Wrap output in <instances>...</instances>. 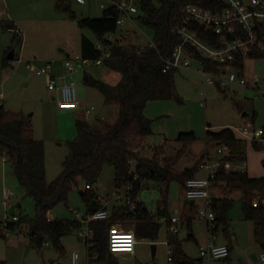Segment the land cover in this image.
<instances>
[{
    "label": "rangeland",
    "instance_id": "rangeland-1",
    "mask_svg": "<svg viewBox=\"0 0 264 264\" xmlns=\"http://www.w3.org/2000/svg\"><path fill=\"white\" fill-rule=\"evenodd\" d=\"M58 1L0 0V12H3L0 17V91L4 93L5 107L12 111H22L30 117L33 136L44 141L46 176L49 181L63 170L62 162L69 151L68 143L77 136L78 119H85L92 127L105 132L118 117L119 107L107 105L104 95L98 89L85 84V76L92 75L111 85H115L121 77L119 73L107 71L104 65L94 63L84 67L76 64L73 73H69L64 66L67 53L81 51L83 35L92 41L97 40L91 30L79 27L78 20L101 17L110 4L109 0H85L84 3L69 0L75 18L67 12H59ZM139 14L127 26L132 29L127 37L128 44L147 43L152 39L151 30L141 22ZM11 50H14L15 59H8ZM17 58L23 62L16 63ZM27 62L37 67L51 62L53 74L67 75L68 79L74 80L78 98L84 107L90 108V115L86 117L82 109L60 108L56 97L58 91H51L47 87L48 76L38 75L27 67ZM196 66V62H193L192 68H182L175 72L176 89L181 101L175 98L152 100L144 110V114L152 119L153 134L146 141L143 156L151 159L154 156L153 147H161L164 156L176 158L175 168L179 172L195 169L206 157H210L211 163L217 159L225 160L219 158L218 144L208 139L207 129L230 127L238 134L241 133L239 129L245 127L250 131L259 128L264 130V58L245 57L244 74L249 79L247 85L233 83L221 89L215 83L205 82ZM253 77L257 78V83ZM243 113L248 115L243 116ZM249 124L252 127H248ZM190 131L196 136L192 142L184 143L178 138L180 133ZM246 137L240 147L251 166L249 175L261 176L264 174V136L256 139L258 147L254 145L251 133ZM229 146L225 155L233 156L239 144L232 143ZM206 174L204 169L194 170L195 177H205ZM85 187L83 181L73 187L68 204L58 203L50 218L75 220L76 210L86 213L87 206L81 194ZM93 189L101 202L107 204L109 213H112L114 206L123 204L115 199L117 188L112 165L104 166ZM160 189V181H145L138 193L140 201L152 215L157 214ZM7 190L15 193L10 203H6L3 198ZM125 191V188L120 189L122 194ZM210 193L212 196L234 199V205L228 212L229 235L226 236L222 228L213 233V221L199 217L196 212L191 231L186 223L179 225L177 236L184 251L192 258H199L200 245L226 243L231 246L229 257L204 259V264H251V254H259L262 248L254 237V221L244 217L242 194L225 190L222 182L210 189ZM187 201L183 185L176 180L172 181L168 191V214L181 215ZM18 203L21 205L18 206ZM205 204V201L197 200L195 206L197 208ZM10 207H14L16 214L22 217H34L36 213L34 198L27 194L15 177L12 165L0 159V223L12 219ZM210 210L214 211L212 207ZM158 224L160 226L155 240L142 243L134 257L130 258L131 255L127 253L117 254L126 257L124 260L119 259L120 264H169V232L165 224ZM129 225L128 229H133ZM191 232L194 237L189 236ZM62 244L65 248L63 254L52 243L38 250L30 244L25 234L15 230L0 235V260L6 264L63 263L66 257L77 252L80 256L78 264H87L88 246L82 240L79 229L73 228L65 235ZM152 244L156 245L154 254Z\"/></svg>",
    "mask_w": 264,
    "mask_h": 264
},
{
    "label": "trees",
    "instance_id": "trees-1",
    "mask_svg": "<svg viewBox=\"0 0 264 264\" xmlns=\"http://www.w3.org/2000/svg\"><path fill=\"white\" fill-rule=\"evenodd\" d=\"M140 11L138 18L151 30L152 39L157 44L155 48L137 49L134 43L129 45H115L112 55L104 59L107 71L120 74L115 85L86 75V85L98 89L107 105L119 107L116 121L103 132L92 127L85 119L76 122L77 136L69 141V151L62 162L63 170L52 181L46 176L45 143L33 136V126L30 117L22 111H12L4 105L0 106V159H6L13 167L14 175L25 188L28 195L35 200V216L19 217L18 221L10 222L13 230L26 227L25 235L30 244L38 250L44 242L52 243L55 249L63 254L65 248L62 238L73 228L79 229V220L51 219L50 214L58 203L68 204L69 194L73 187L80 182L90 188L81 190L87 206V212H94L102 207L101 200L93 189L99 180L104 166L114 167L115 186L125 188L127 193L138 197V193L145 181L161 182V198L158 200L157 214L152 215L147 208L138 202L135 213L129 211L127 205L114 206L112 213L105 220L92 221L90 226L94 231V244L88 247L89 253H98L100 262L114 263L113 254L108 249V233L115 222H135V232L138 237L155 239L159 224L155 216L168 214V191L172 181H178L185 188L187 179L194 177L195 169L184 172L176 170V158L164 156L161 147L154 146V156L149 159L142 154L146 141L153 134L152 119L144 114L148 102L159 99L175 98L181 101L175 82V72L178 69L164 71V59L170 57L172 50L181 42V38L172 31V27L184 23L183 9L188 4H197L208 9L219 10L224 4L216 0H137ZM59 12H67L72 18L75 13L70 10L69 0H59ZM120 10L110 3L101 17H84L78 20L80 28L91 30L98 39L104 35L117 31V19ZM189 27L196 30L201 39L215 48L225 47L224 42L212 30L189 22ZM81 54L85 58L100 56L92 41L86 35L81 39ZM245 57L264 58V50L253 49L248 56L237 54L233 66L239 74H244ZM15 58V56H14ZM207 70L218 73L221 63L198 57ZM221 89V88H220ZM208 139L228 145L239 143L235 131L230 127L217 130L207 129ZM178 138L184 143L192 142L196 136L194 132H182ZM256 147L258 140H253ZM237 146V145H236ZM239 150V149H238ZM233 156L225 155V160L239 162L244 158L243 151ZM223 183L225 190L242 194L243 214L247 220L254 221V237L264 250V174L250 176L246 171L228 170L220 166L216 170L214 184ZM131 189H128L129 186ZM263 200L258 203L256 198ZM96 201V203H95ZM234 205V199L215 197L210 207L214 210L215 220L211 228L217 232L220 228L229 235L228 212ZM107 208V206H106ZM197 208L189 201L183 207L180 225L186 223L192 230V221ZM193 237V235H191ZM167 243L171 247L173 264H204L202 258H192L183 249L177 234L168 233ZM0 264H6L0 260Z\"/></svg>",
    "mask_w": 264,
    "mask_h": 264
},
{
    "label": "built area",
    "instance_id": "built-area-1",
    "mask_svg": "<svg viewBox=\"0 0 264 264\" xmlns=\"http://www.w3.org/2000/svg\"><path fill=\"white\" fill-rule=\"evenodd\" d=\"M80 3H84L85 0H77ZM224 4L223 8L212 10L204 6L197 4H188L184 7L183 12L184 23L175 25L172 27V31L175 32L181 38V42L174 47L170 57L164 59V71L169 69H182L192 68L193 62H196V69L202 73L205 82L207 83H219L220 88L227 87L230 84L237 83L240 85H247L249 79L245 75L238 73L233 66L237 54H243L248 56L249 53L257 48L264 50V0H216ZM110 3L115 5L120 10V16L118 17L117 31L110 32L104 35L103 39L95 41V47L99 51L100 56L96 58H85L81 52L77 53L74 50L66 57L64 66L69 73L75 71L76 64L84 67L89 63L96 65H102L104 59L111 57L112 47L115 45H129L127 37L129 34V28L127 26L130 22H133L134 16L140 11L137 0H109ZM2 14V12H0ZM189 22H195L203 26L206 30H212L220 37V40L224 42L225 47L215 48L201 39L198 32L189 27ZM137 49L155 48L157 44L153 39H150L147 43H134ZM201 58L209 59L215 62L221 63V70L218 73L207 70ZM15 59V58H14ZM16 63L23 62L22 59L17 58ZM27 67L36 71L38 75H47L48 82L47 87L49 90H57V103L60 108L82 109L84 115L87 117L90 115V108L83 106L81 100L78 98L76 84L72 79H68L67 75H55L53 74L52 63L47 62L41 66H36L30 62L26 63ZM253 80L257 83V78L253 77ZM4 105V93L0 91V106ZM248 127H252L249 124ZM241 133L246 136L251 133L253 139H258L263 136L264 130L262 128L249 130L247 127L239 129ZM230 146L227 143H219L217 146V154L219 158H223ZM224 166L228 170L234 171H246L247 161L241 159L239 162H233L231 160H216L211 163L210 157L203 159L198 169L206 170L205 177H191L187 179L185 183V193L189 200L205 201V205H198L197 215L208 221L215 220V214L210 210L212 202V195L210 189L214 184L216 178V170ZM86 188H90L86 185ZM130 185L128 189H131ZM15 195L13 190H7L4 195V201L10 203ZM115 199L123 204L127 205L129 211L135 213L138 209V197H133L125 191L123 194L120 189H117L114 193ZM78 220L82 223L79 228V234L82 240L88 247L94 244V231L90 226V222L105 220L109 217V211L106 206H102L100 209L81 215L77 210L75 211ZM17 215H12V219L6 220L4 223H0V235L13 233L10 226V222L18 221ZM156 221L165 224L169 233L178 234L181 216L180 215H160L155 216ZM110 227L108 233V249L113 255L118 253L132 254L135 251L137 244V235L133 229H119L116 227ZM22 234H25L26 227L22 226L19 230ZM168 244V243H167ZM49 245V242H44L43 246ZM168 263L173 264L172 251H168ZM230 255L229 246L226 244L209 243L207 245L200 246V256L202 259H223ZM89 258L92 259L90 264H99V254L90 253ZM79 254L73 252L70 257V264H78ZM54 264H65L54 262ZM252 264H264V250H261L257 254V260Z\"/></svg>",
    "mask_w": 264,
    "mask_h": 264
},
{
    "label": "crops",
    "instance_id": "crops-1",
    "mask_svg": "<svg viewBox=\"0 0 264 264\" xmlns=\"http://www.w3.org/2000/svg\"><path fill=\"white\" fill-rule=\"evenodd\" d=\"M3 15V12H2V14H0V17ZM130 30H132V29H130ZM15 56V55H14ZM244 69H245V67H244ZM245 75V74H244ZM4 106H5V104H4ZM248 115V114H247ZM233 129V128H232ZM234 131H235V134H236V136L238 137V138H241L242 140H244V139H246L247 137L246 136H244L242 133H237V131L235 130V129H233ZM263 136H264V134H263ZM242 140L238 143L239 144V150L238 151H242V149H241V147H240V144H241V142H242ZM235 155V154H234ZM244 159H246V161H247V158L245 157V155H244ZM6 160V159H5ZM7 161V160H6ZM251 168V166H250V163L249 162H247V172L249 173V169ZM263 170H264V167H263ZM263 175V174H262ZM261 175V176H262ZM254 177V176H253ZM215 185L216 184H213L212 185V187H211V189H213L214 187H215ZM212 197H217V196H212ZM138 199H139V197H138ZM257 200V199H256ZM139 201H140V199H139ZM257 202L258 203H263V200H260V199H258L257 200ZM102 203V202H101ZM142 204H143V202H141ZM106 203H102V206H107V204L105 205ZM144 205V204H143ZM107 209H108V206H107ZM81 215H85L86 213H88L87 211H86V213H82V212H80V211H78ZM76 213V212H75ZM174 215V214H173ZM75 220H78V216H77V214H76V218H75ZM128 224H130L131 225V227H133V230L135 231V222H115L114 224H112V225H114V227H116V228H119V229H128V228H130V227H128ZM129 225V226H130ZM136 233V232H135ZM191 235H193V237H194V234L191 232V233H189V236H191ZM137 239H138V241H137V244H136V246H135V251H134V253H132V254H128V255H131L130 256V258H132V257H134L135 256V254H137V250H139V248H140V245L142 244V243H145V242H153L155 239H152V238H146V237H138L137 236ZM167 240H168V238H167ZM213 243H216V244H226V243H218V242H213ZM209 244V243H208ZM153 245V244H152ZM152 245H151V247H152ZM155 245V244H154ZM168 245V244H167ZM205 245V244H204ZM207 245V244H206ZM226 245H228L229 246V249H230V253H231V246L229 245V244H226ZM169 246V245H168ZM200 246H202V245H200ZM153 250V249H152ZM169 250H171V247L169 246ZM168 250V251H169ZM155 251H156V245H155ZM153 252V251H152ZM89 251H88V255H87V264H90L91 263V261H92V259H90L89 258ZM199 255H200V250H199ZM230 256V255H229ZM228 256V257H229ZM71 257V256H70ZM70 257H66L65 258V261H64V263L65 264H68L67 263V259H70ZM79 258H80V256H79ZM122 258V259H121ZM124 258H126V257H120V256H118V255H113V259H114V263H112V262H110V261H106V262H100L99 261V264H120V261L121 260H124ZM199 258H201V256L199 257ZM119 259H121V260H119ZM79 260V259H78ZM252 260V259H251ZM52 264H54V263H52ZM251 264H252V262H251Z\"/></svg>",
    "mask_w": 264,
    "mask_h": 264
},
{
    "label": "water",
    "instance_id": "water-1",
    "mask_svg": "<svg viewBox=\"0 0 264 264\" xmlns=\"http://www.w3.org/2000/svg\"><path fill=\"white\" fill-rule=\"evenodd\" d=\"M158 1H160V0H158ZM61 51H64V50L61 49ZM68 55H69V53L66 54V56H68ZM8 59H14V50L10 51V53L8 54ZM216 85H217L218 88H220V84L218 82L216 83ZM246 115H247V113H243V116H246ZM212 200H215V197H212ZM95 203H96V201H95ZM190 203H194V201L191 200ZM20 205H21V203H18V206H20ZM14 212H15V208L14 207H10L9 213L13 214ZM152 249H153L152 251H153V254H154L155 253V245L154 244L152 245ZM251 259L253 261H256L257 260V254L252 253L251 254ZM67 263L70 264V259H67Z\"/></svg>",
    "mask_w": 264,
    "mask_h": 264
}]
</instances>
